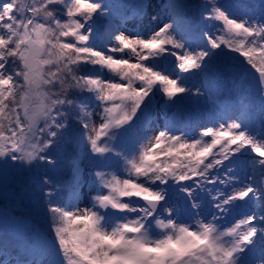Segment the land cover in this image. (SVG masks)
I'll return each instance as SVG.
<instances>
[{
  "label": "snow or ice",
  "instance_id": "6c2138e0",
  "mask_svg": "<svg viewBox=\"0 0 264 264\" xmlns=\"http://www.w3.org/2000/svg\"><path fill=\"white\" fill-rule=\"evenodd\" d=\"M0 264H264V0H0Z\"/></svg>",
  "mask_w": 264,
  "mask_h": 264
},
{
  "label": "rangeland",
  "instance_id": "374dc122",
  "mask_svg": "<svg viewBox=\"0 0 264 264\" xmlns=\"http://www.w3.org/2000/svg\"><path fill=\"white\" fill-rule=\"evenodd\" d=\"M68 150L71 152L70 156H67L68 153L67 152H64V158H66V159L59 160L60 163H61V161H63V162L69 161V164L65 165L64 171L62 173H59V178L60 179H67L69 177V175H70L71 159H72V149H71V146H69L67 148V151Z\"/></svg>",
  "mask_w": 264,
  "mask_h": 264
},
{
  "label": "trees",
  "instance_id": "16d2710c",
  "mask_svg": "<svg viewBox=\"0 0 264 264\" xmlns=\"http://www.w3.org/2000/svg\"><path fill=\"white\" fill-rule=\"evenodd\" d=\"M69 146H70V145H69ZM69 146H67V147L65 148V150L63 151V153H61V154L57 157V160H58V167L60 168V169L58 168V173H62V172L64 171L65 165L69 164V161H67V162H63V161H61V163L59 162V160L66 159V158H64V152H67V153H68L67 156H70L71 152H70L69 150L67 151V148H68ZM67 175H68V174H67Z\"/></svg>",
  "mask_w": 264,
  "mask_h": 264
}]
</instances>
